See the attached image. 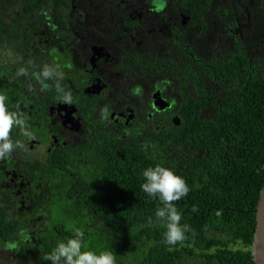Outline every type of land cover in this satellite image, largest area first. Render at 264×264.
<instances>
[{
    "label": "trees",
    "instance_id": "16d2710c",
    "mask_svg": "<svg viewBox=\"0 0 264 264\" xmlns=\"http://www.w3.org/2000/svg\"><path fill=\"white\" fill-rule=\"evenodd\" d=\"M66 1H18L10 17L6 8L0 10V49L9 36L17 35L19 11L25 17L50 14L56 25L66 27ZM158 7H165L161 15L166 18L182 13L186 22L181 16L172 20V32L162 35L153 23L140 25L124 3L114 13L124 19L120 32L128 24L138 26L136 41L141 44H130L134 63L158 87L169 84L182 95L180 103L177 99L165 110L166 130L154 125L146 130L151 136L144 140L163 144L167 153L159 148L132 167L133 159L124 163L118 157L115 167V154L112 160L96 154L95 170L102 174L100 182L108 181L109 190L74 186L86 192L85 198L99 201L95 210H66L64 194H56L43 211L45 220L37 221L30 233L12 198L0 189V252H11L12 264H51L45 255L72 234L74 224L85 230L86 244L112 251L119 263L256 264L252 244L264 187V0H163ZM102 11L95 30L112 44L115 38L109 36L107 13ZM151 37L154 45L148 42ZM192 39H198L197 50L189 44ZM142 50L149 57L146 64ZM3 70L0 64V75ZM7 89L1 82L6 105L11 101ZM174 115L180 124L172 120ZM155 165L174 169L190 187L187 196L174 202L182 213L181 224L190 226L175 246L165 243V229L156 222L159 200L141 188L143 170Z\"/></svg>",
    "mask_w": 264,
    "mask_h": 264
},
{
    "label": "flooded vegetation",
    "instance_id": "af4514ba",
    "mask_svg": "<svg viewBox=\"0 0 264 264\" xmlns=\"http://www.w3.org/2000/svg\"><path fill=\"white\" fill-rule=\"evenodd\" d=\"M122 3L130 16L135 14L138 21L141 15L145 16L142 24L159 26L162 35L172 32V20L183 17L180 12L167 18L161 15L165 7L159 8L162 7L159 0L157 4L155 0H68L70 10L64 11L66 27L56 25L50 14L30 13L25 17L19 11L17 35L9 36L7 42H11L0 49L3 52L9 44H17L21 52L18 56L14 51L19 66L9 61L12 57L2 59L1 53L0 64L5 70L1 72L0 83L8 85L9 110L24 113L33 134L31 139L25 138L13 129L12 135L23 139L24 148L0 160V189L12 198L27 226L45 220L43 211L56 194H64L66 210H95L99 201L85 198L86 192L74 186L109 190L108 181L100 182L102 174L95 170L96 154L108 155L110 159L115 154V167L118 157L124 163L133 159L132 167L159 148L167 153L163 144L155 146L150 139L144 140L151 136L146 130L153 125L155 130H166L165 110L177 99L180 103L182 95L171 91L169 84L158 87L151 74L134 63L130 44L137 42L138 26L128 24L121 35L120 21L124 19L119 20L114 12ZM102 9L107 13L109 36L115 38L112 44L95 30L94 22L101 18ZM151 13L157 16L151 17ZM185 20L183 17L184 23ZM114 23H117L115 28ZM152 37L148 42L153 44ZM195 40L189 44L197 50L198 39ZM36 50L45 51L46 55L30 59L29 52L33 55L38 53ZM139 54L144 56L141 61L146 64L148 55L144 50ZM45 65L62 72L61 83L71 92L73 104L58 99L54 80L37 84L36 74ZM21 68L27 69L28 75H18ZM177 116L172 120L180 124ZM73 226L76 228V224Z\"/></svg>",
    "mask_w": 264,
    "mask_h": 264
},
{
    "label": "clouds",
    "instance_id": "9594fccd",
    "mask_svg": "<svg viewBox=\"0 0 264 264\" xmlns=\"http://www.w3.org/2000/svg\"><path fill=\"white\" fill-rule=\"evenodd\" d=\"M18 75H28V70L21 68ZM37 80L55 81V91L58 99L69 105L74 98L71 92L66 91L61 81L63 74L57 68L45 65L35 77ZM179 120V119H178ZM13 129L19 130L22 137L32 138L27 118L20 111L9 110L6 97L0 95V160L11 156L14 152L24 148V141L12 135ZM142 191L152 199L160 202L155 212L156 222L165 229L163 237L165 243L175 246L185 239V233L190 230L187 224H181L182 213L174 202L187 196L190 187L185 178L174 169L162 165L147 167L143 170ZM195 211V208L193 209ZM149 223H152L151 218ZM87 234L81 228H75L66 240H58L52 250L44 257L51 264H117L115 254L110 250L95 251L85 248Z\"/></svg>",
    "mask_w": 264,
    "mask_h": 264
},
{
    "label": "rangeland",
    "instance_id": "374dc122",
    "mask_svg": "<svg viewBox=\"0 0 264 264\" xmlns=\"http://www.w3.org/2000/svg\"><path fill=\"white\" fill-rule=\"evenodd\" d=\"M6 1H11L12 3H10L8 6H7V2ZM23 2V0H1V2H0V10H4L5 8L7 9L6 11H7V13H8V15H9V17H10V15H12L13 13H14V11L16 10V7L15 6H18V5H20L21 3H19V2ZM160 4H162V1H160ZM9 7V8H8ZM148 16V15H147ZM155 17V16H157V13H154V14H152L151 13V17ZM150 17V18H151ZM145 16H143V15H141L140 17H139V21H140V23L142 24V23H144V21H145ZM166 35V34H165ZM11 41H8V42H6L5 43V47H6V44H8V43H10ZM11 45V46H10ZM17 44H9V46H8V48L6 49L5 48V50H3V52L2 51H0V56H1V53H2V59H5V58H7V57H12V58H10L9 59V61H12L15 65H18L19 66V62H18V60H17V58H16V54H15V52H17V54H18V56L20 55V50L18 49V46H16ZM15 51V52H14ZM36 52H38V50H36ZM40 56L41 58H43L46 54H45V51H39L38 53H36V54H31V52H29V58L31 59V58H34L35 59V56ZM13 58H15V59H13ZM40 58V59H41ZM59 62H55V64H58ZM40 69V68H39ZM61 71H63L62 70V68H61ZM43 81V80H42ZM42 81H40V80H38V81H36L37 82V84H40ZM35 226H36V224H32L31 226H28L29 228L26 230V233H30L34 228H35ZM31 227V228H30ZM85 248L87 249V250H95V251H99V249H96L95 247H93V246H90L89 244H86L85 243ZM116 260H117V258H116ZM13 261H14V258H13V255H12V253L11 252H9V251H2V252H0V262H2V263H6V264H12L13 263ZM117 264H129L127 261H125V262H117Z\"/></svg>",
    "mask_w": 264,
    "mask_h": 264
},
{
    "label": "water",
    "instance_id": "95a60500",
    "mask_svg": "<svg viewBox=\"0 0 264 264\" xmlns=\"http://www.w3.org/2000/svg\"><path fill=\"white\" fill-rule=\"evenodd\" d=\"M257 226L254 233L252 251L256 264H264V187L256 207Z\"/></svg>",
    "mask_w": 264,
    "mask_h": 264
}]
</instances>
